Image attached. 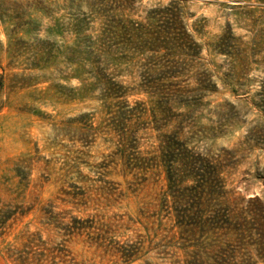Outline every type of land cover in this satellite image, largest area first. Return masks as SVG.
Masks as SVG:
<instances>
[{
	"label": "rangeland",
	"instance_id": "rangeland-1",
	"mask_svg": "<svg viewBox=\"0 0 264 264\" xmlns=\"http://www.w3.org/2000/svg\"><path fill=\"white\" fill-rule=\"evenodd\" d=\"M0 262L264 264V0H0Z\"/></svg>",
	"mask_w": 264,
	"mask_h": 264
},
{
	"label": "trees",
	"instance_id": "trees-1",
	"mask_svg": "<svg viewBox=\"0 0 264 264\" xmlns=\"http://www.w3.org/2000/svg\"><path fill=\"white\" fill-rule=\"evenodd\" d=\"M199 175H202V174H199ZM168 180L170 181V180H172V178L170 179V177H168ZM201 189H202V186L201 187L199 186L198 189H195V190H193L191 192V195L190 196H193V198L195 197V199L199 200L200 199V195H201ZM178 196H187V194L186 193H181ZM197 211L200 212L201 209H197L196 211H192L191 213H189V210H185L184 209L183 211H181V213H183V214L179 215V218H181L183 221H178L177 224L179 226H182V225L183 226H189V225L191 226L192 220H194L195 222H197V219L200 216V215H197ZM218 220H220V218H218V217H214L213 218V222H217ZM198 224H199L198 225L199 228L202 229V226H203L204 223H198Z\"/></svg>",
	"mask_w": 264,
	"mask_h": 264
},
{
	"label": "crops",
	"instance_id": "crops-1",
	"mask_svg": "<svg viewBox=\"0 0 264 264\" xmlns=\"http://www.w3.org/2000/svg\"><path fill=\"white\" fill-rule=\"evenodd\" d=\"M0 264H3V263L0 262Z\"/></svg>",
	"mask_w": 264,
	"mask_h": 264
}]
</instances>
